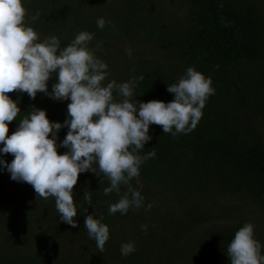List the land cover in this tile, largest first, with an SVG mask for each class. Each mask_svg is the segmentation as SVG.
<instances>
[{
	"label": "trees",
	"instance_id": "obj_1",
	"mask_svg": "<svg viewBox=\"0 0 264 264\" xmlns=\"http://www.w3.org/2000/svg\"><path fill=\"white\" fill-rule=\"evenodd\" d=\"M165 1L23 0L25 23L38 34L56 36L64 48L80 32L92 33L88 48L106 64L112 54L101 52L100 46L107 47L109 40H129L144 47L156 44L153 59L139 51L129 56L116 46L125 61L117 71L109 64V75L102 82L106 86L112 80L119 84L135 78L131 99L137 103L172 101L168 84L178 83L189 67L210 77L215 93L190 133L173 136L150 125L152 139L138 154L143 157L154 150L156 155L140 166L143 182L130 181L141 192L144 206L127 214L110 215L109 204L120 196L104 194L110 186L106 177L83 172L73 188L77 207L73 228L60 221L54 198L37 196L31 185L12 180L0 164V264H230L227 247L248 222L216 223L211 208L198 203L187 206L181 197L219 190L264 214V9L258 0H184V14L173 21L171 13L163 11ZM100 18L106 21L103 29L97 26ZM55 82L53 74L47 82L49 92ZM8 95L21 110L9 123V136L33 106L45 110L52 122L63 124L67 119L70 100L57 101L40 92L35 99L27 93ZM113 95L117 102L122 99L115 91ZM67 132L65 126L57 133L60 154L68 151L60 146ZM12 159L11 154L0 153V160L11 163ZM8 189L12 190L7 196ZM154 189L175 200L176 208L159 211L162 203L155 204ZM126 190L121 185L120 195ZM85 191L92 205L84 202ZM86 215L109 227L104 253L87 234ZM31 220L42 230L36 239L29 233ZM141 225L148 226L146 232ZM62 241L77 252L61 257L57 248ZM128 242L135 251L122 256L121 245Z\"/></svg>",
	"mask_w": 264,
	"mask_h": 264
},
{
	"label": "clouds",
	"instance_id": "obj_2",
	"mask_svg": "<svg viewBox=\"0 0 264 264\" xmlns=\"http://www.w3.org/2000/svg\"><path fill=\"white\" fill-rule=\"evenodd\" d=\"M26 15L23 0H0V153L14 157L11 163L0 160V164L12 180L31 185L37 196L54 198L60 221L73 228L77 227L73 188L83 172L106 177L110 186L104 188V194L120 196L109 204L110 215L140 209L144 198L130 181L136 178L139 183L141 164L156 155L154 150L143 157L138 154L152 139L150 125L173 136L193 131L207 99L215 93L211 78L189 67L178 83L168 84L167 91L174 94L172 101L137 103L131 99L135 78L119 84L112 80L106 86L102 83L109 75L108 65L88 48L92 33L82 31L61 48L56 36L40 41L34 28L25 23ZM105 23L103 18L97 20L101 29ZM128 54L131 56L130 51ZM53 74L56 82L49 92L47 82ZM114 91L122 98L119 102L114 100ZM12 92L27 93L31 99L40 92L57 101L70 100L67 119L63 124L52 122L45 110L33 106L9 136V123L21 111L8 95ZM65 126L68 132L60 146L68 151L60 154L57 133ZM121 185L127 186L122 195ZM83 199L92 205L87 191ZM151 207L147 205V209ZM84 227L104 253L109 227L92 215L85 216ZM147 227L141 225L145 232ZM261 248L254 238V225L245 223L227 247L230 264H264ZM134 251L132 242L121 245L122 256Z\"/></svg>",
	"mask_w": 264,
	"mask_h": 264
},
{
	"label": "rangeland",
	"instance_id": "obj_3",
	"mask_svg": "<svg viewBox=\"0 0 264 264\" xmlns=\"http://www.w3.org/2000/svg\"><path fill=\"white\" fill-rule=\"evenodd\" d=\"M258 2L264 9V0H258ZM184 3V0H167L163 3L162 8L166 13H171V19L173 21H179L180 16L184 14L186 10V4ZM168 22L170 24L172 23L171 21ZM39 37L40 41H43L46 38V35L39 34ZM150 45L151 46L144 47V44L134 45L129 40L126 42L109 40L107 43V47L100 46V48L102 50L101 52H107L108 56L109 54H112L114 58L117 57L116 60H113V57L110 56L108 57L110 60L107 62V65L110 64L111 67L117 71V69L122 66L125 60L124 54L121 51L117 50L116 46L123 52L127 53L129 51H139V53L142 54L143 52L145 55H147V58L153 59L157 57L158 50L156 48V44ZM171 67L175 68V65L171 64ZM139 179L140 177L138 178V180ZM11 190L12 189H8L6 193L7 196L11 194ZM154 192L155 204L160 205V203H162V206L158 209L159 211L164 212V210H166L168 206L171 208H176L177 203L175 200L169 201L168 196H166V194L160 193L157 189H154ZM201 195V197L199 195L193 197V194L187 193V195L182 196L181 199L186 201L187 206L198 203L205 207L211 208V214L216 223L227 224L228 222H236L239 220H245L252 223L254 225L256 238L262 245L261 254L264 255V214L259 212L254 206L250 205L249 203H246L243 200L241 201L236 195H229L219 190L214 191L210 195H208L207 193H202ZM30 225H33V229L30 230L29 233L33 235V239H36L34 237H36V235H41L40 232H42V230L39 226H36L35 222H33L32 220L30 221ZM57 249L60 251L58 252L61 254V257L64 255L65 258H68L69 255L71 256L77 252L74 247L69 246L64 241L60 242V245Z\"/></svg>",
	"mask_w": 264,
	"mask_h": 264
}]
</instances>
